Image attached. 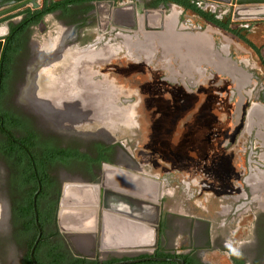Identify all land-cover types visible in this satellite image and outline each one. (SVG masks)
I'll return each instance as SVG.
<instances>
[{"label": "flooded vegetation", "instance_id": "obj_1", "mask_svg": "<svg viewBox=\"0 0 264 264\" xmlns=\"http://www.w3.org/2000/svg\"><path fill=\"white\" fill-rule=\"evenodd\" d=\"M47 1L50 3L56 0ZM98 1L103 0L64 2L60 8L47 13L37 24H32L35 17L31 13L34 14L35 9L42 7L45 0H41L38 7L28 6L31 12H20L21 9L9 17L0 19V22L8 26L2 37L4 46L0 57V109L9 114L7 118L10 122L7 124L6 116L0 113V242L3 239L9 241L7 244L12 249L10 252L16 244L24 247L20 257L21 264H29L28 256L33 264L34 261L38 264L47 263V252L52 248L69 257L98 258L101 262L113 258L119 261L130 257L157 256L169 259L141 262L178 264L172 259L181 258L184 264H221L208 258L210 252L218 249L214 244V238L218 237L223 241L220 243V247L224 248L221 252L226 254L231 264H264V191L259 185L254 187L252 184V179L258 176V172L264 174V167L254 168L249 175L248 190L254 194L251 200L247 201L241 194L242 196L235 197L231 207H223L224 215H230L232 211L234 216L229 222L225 218L224 224L219 227L222 230L214 235L209 222L201 216L177 213L178 206L180 209L188 207L186 203L180 205V202L174 199L176 189L167 190L172 187H169L165 180L161 181L162 175L154 172V168L139 157H144L142 154L146 149L143 147L136 154L131 147V142L136 143H132L133 145L159 144L166 147L165 154L170 158L174 157L180 161H195L197 158L203 160L210 155V146L220 147L221 138L228 129L225 128L226 124L233 127V130L238 129L237 132L245 129L249 110L254 105H261L264 109V78L258 74V70L264 69V56L261 49L243 31L255 32L260 27L255 24L247 26L245 22L232 20L234 23L231 26L233 29L242 30L241 33L245 37L243 39L211 22L207 26L202 22V18L199 20L201 15L185 10L177 3L155 5V0H144L146 9H170L169 12L164 11L170 16L169 19L172 13L177 11V27L181 33L210 34V31L216 33L220 30L233 35L259 56L260 65L254 60L252 62V59L236 56L229 41H217L212 34L210 35L214 39L217 58H203L193 62L188 56V45L175 50L154 38L150 39L154 37V31L141 34L135 30L108 27L102 17L100 23ZM114 1L119 5L129 0ZM49 15L56 18L59 26L55 34H48L38 44L33 41L34 29ZM226 16L228 15H215L219 20H224ZM154 19L158 22V19ZM78 24L82 25L75 30ZM62 29L63 35L65 34L64 42L48 53L44 40L53 39L55 42ZM166 31L162 35L168 40L174 31ZM112 35L116 36L115 41ZM177 40L175 39L173 44L181 45ZM10 45L12 49L8 51ZM74 52L88 53L91 59L95 58V62L87 64L80 60L70 66ZM115 61L120 64L126 62V70L130 66L142 67L141 72L138 70L140 76L144 74V68L148 67L149 81L146 83L140 80L138 83L143 86L142 92L127 88L126 85L120 84L117 77H113ZM82 65L91 67L95 73L89 77L83 76ZM54 66L58 69L55 74L51 71ZM55 85L60 86L62 90L57 91ZM16 89L17 102L11 104L9 99ZM194 92L205 97L197 106V110H193V99L198 97L192 94ZM216 103L218 106L215 107ZM132 108L133 119L130 116ZM141 108L145 121L138 122L136 117ZM213 109L221 112L223 116H210ZM148 114L149 118L146 117ZM224 114L229 115L230 119L225 118ZM15 118L24 120L25 126L15 123ZM262 122L257 123L264 128ZM136 127H139V131L142 130L143 137H128L130 134H137L134 132ZM178 130L180 132L177 133ZM263 139L261 140L264 143ZM4 146L12 151L11 158L3 153ZM193 150H199V153L192 155ZM262 151L257 155L256 151L251 149L249 157H253V161L257 163L260 155L264 154V150ZM223 155L225 154H217L214 150L210 156L220 162L221 159L224 160ZM114 168L131 172L137 176V181H147V190L143 191L135 184L124 185L125 190L104 186V183H118V180L107 179ZM126 181V177L122 179V183ZM156 181H160L161 194L159 199H152L157 193ZM82 184L93 186L89 193L92 195L91 199L97 203L100 224L99 230L90 234L91 242L88 247L77 244L76 234L62 231L59 226L64 191L72 185ZM97 185L98 188L95 189ZM201 188L203 191L204 188ZM127 189L137 194H131ZM233 190L236 194L239 193L237 189ZM26 191H34V195L38 192V223L42 229L39 242L43 240L36 251L38 242L34 258L31 250L28 254L29 240L20 235L15 214L16 204H23ZM184 191L183 195L188 204L194 197L191 184L189 190L185 186ZM202 191L198 195L201 196ZM170 196L172 199L168 200ZM242 197L244 201L236 203L240 202ZM254 202L258 209L253 219L255 234L245 241L237 242L235 236L242 227V221H245V214H248L246 209ZM234 203L236 204L233 206ZM56 204L60 233L48 237L54 229L49 221V213ZM241 209H244L243 220L239 219L237 229H233L236 233L230 236L231 230L227 231L226 228L230 227V222H234L236 216H241ZM250 209L251 207L248 210ZM106 213L147 226L152 232L151 243L132 249L139 250V253L132 255H117L113 252L115 250H107L110 256L103 258L101 248L98 247L102 246ZM40 217L44 225L40 223ZM2 259L0 255V264Z\"/></svg>", "mask_w": 264, "mask_h": 264}, {"label": "rangeland", "instance_id": "obj_2", "mask_svg": "<svg viewBox=\"0 0 264 264\" xmlns=\"http://www.w3.org/2000/svg\"><path fill=\"white\" fill-rule=\"evenodd\" d=\"M173 9L176 10L174 7ZM163 10L165 12L170 11V9L168 8L167 10L166 9H163ZM176 13L178 12L176 11ZM2 18L4 19V17ZM2 18L0 19L2 20ZM204 24L209 26L208 22ZM5 26H6V23L0 22V27H5ZM58 26H59V23L53 15L47 16L46 19L37 27V29L36 28L34 29L35 34L33 37V41L40 44L41 41L48 36V34L49 36L55 34L54 32L58 28ZM205 29L206 27L204 28V30ZM213 29L217 30L216 28H213ZM143 32L146 33V31H143ZM209 33L214 35L217 41L219 40H221V42L229 41L231 43V48L235 52L236 56L238 57L243 56L245 58H248L249 60L252 59L251 60L252 62L254 60V62H256L257 65H260L259 56H257L254 53V51H252L247 45H244V43L239 41V39L235 38L233 35L220 31V30H217L216 33L215 31L214 32L210 31ZM243 33L261 49V54L264 56V26L260 27L255 32L254 31L253 32L243 31ZM115 37L116 36L113 37V41L116 40ZM162 38H165V37L163 35L159 36L158 34L156 38L154 39L158 40L161 44H164L167 41V39L165 38V40H163ZM150 39H153V38L151 37ZM52 40L53 39L44 40L46 43L45 48H47L46 45H50L49 42H51ZM125 65H126V62L124 61L122 62V64L115 61L113 63V66H115V69L112 70L113 77L114 78L117 77L120 84L126 85L127 88L133 89L135 91H139V90L141 91L143 89V86L142 85L139 86L138 83L140 80H144L147 83V80L149 79L148 67L144 68V74H141L140 76L138 75L139 74L138 72L142 70V67L137 68L138 66H134V67L130 66L129 69L126 70ZM217 68H220V67H217ZM56 70L58 69L54 66L51 71H53V73L55 74ZM259 73L264 78L263 68L262 70H258V74ZM139 76L141 79L139 78ZM16 91L17 89L15 90L14 94L9 99L11 104H14L15 102H17L18 93ZM192 94L194 96H198L197 98L195 97L193 99V103H194L193 110H197V106H199L200 103H202L205 97H203V95L201 94H196V92ZM216 106H218L217 103L215 104V107ZM262 107L263 106L261 105H254L249 110L248 121H247L246 127L245 129H241L239 132H237L238 129L233 130V127L231 128L230 125L228 126V124H226L225 128L226 129L228 128V129L225 131V133L223 134L221 138L222 143L220 144V147L219 145H215L214 147H211V146L209 147L210 155H213L214 150L217 154H220V152L222 154H225L223 155L224 160L221 159L220 162L214 160L212 156L210 155L208 156V158H204L203 160H200L198 158L195 161L176 160L174 157L170 158L169 155H166L165 154L166 147L162 145L160 146L159 144L147 145V144L141 143L140 145H133L132 143H135V142H131L132 146L130 144L129 145L132 147L133 152L136 154H138L139 150H141L143 147L144 149H146L144 150L145 152H143L144 154H142L144 157H141V156L139 157L144 161V163L149 164L152 168H154L153 170L154 172H157L162 175L161 181L165 180L167 184L170 185L169 187H172V188H167V190H171L174 188L176 189V197L174 199L177 202H180V205H182L183 203H186L188 207L185 206L186 209L185 208L180 209L179 208L180 206H178L177 213L182 212L184 215L185 213H187V214L201 216L203 219H206L209 222V227L212 228V232L214 233V235L219 234L220 233L219 230L221 229V228L219 229V227H220V224H224V219L227 218L229 222L232 220V217L234 216L232 211L230 215H228L227 213L226 215H224L223 207H226V205H228L227 206L228 208L231 207L233 201H235V197L240 196L241 194L245 196L247 201L249 199L251 200V196L252 195L254 196V194L249 193V190H248L250 189L249 175L254 168L257 169V167L259 166L264 167V154L260 155L259 162L257 163L253 161V157H249V153L251 152V149L252 150L254 149L256 151L255 154L257 155L262 153L263 152L262 150H264V143L261 140L264 138V128L258 125L262 121H263L262 124H264V109ZM142 108L138 112V115L136 117V121L138 122L140 120L145 121ZM220 113L221 112L213 109L212 112H210V116L215 117V118L216 117L221 118L223 115L222 113L221 114ZM133 114L134 112L132 108V111L130 113L131 119H133ZM148 116L149 114L146 115L147 118H149ZM224 116L225 118L228 117L230 119L229 115L224 114ZM254 127L255 129L253 130ZM143 130L145 131V129ZM141 131H139V127L138 128L136 127L134 132L135 133L137 132V134L136 135L130 134L128 137L141 138L143 137V134ZM178 132H180V130H178L177 133ZM198 153H199V150L198 152L196 150H193L191 152L192 155L198 154ZM257 155L255 157H257ZM256 175H258L259 177L254 176V179H252L253 180L252 184H254V187H257L259 185L260 188H263V191H264V180H263L264 177H262V175L264 174H260L258 172V174ZM190 184H191V189H192L191 193L194 195V197L187 204L188 201L185 200L183 193L185 192L184 191L185 186L189 190ZM201 187L204 188L203 191ZM233 188L235 190L237 189L239 193L236 194ZM245 190L247 192H245ZM200 191L203 192L201 196L198 195ZM171 197L172 196H170L168 200L169 199L171 200L172 199ZM239 201L240 202L237 201L236 203H242L244 201L243 197L240 198ZM236 203H234L233 206ZM254 205H255V202L249 205L251 207L250 210H248L250 207L246 209L248 214H245L244 216L245 221H242L243 223L242 227L240 231L237 232V235L235 236L237 242L245 241L246 239L253 237V235L255 234L254 233L255 227L253 225L254 224L253 219L256 214L255 212H257L258 209ZM244 209H241L242 211V213L240 214L241 216H236L238 214L237 213L235 215L236 216L235 221L230 222V227L226 228L227 231H229V229L232 231V232L230 231V236H233V233H236V231H234L233 229L235 228L237 229L239 219L242 218L243 220L242 215H243ZM258 213H260V211ZM126 234L127 232L125 233V236L129 238V235H126ZM8 242L9 241H7L6 239L1 240L0 242V255L3 258L2 264H21L20 257H21V254H23L24 252V247L22 248L21 245L16 244L14 246L13 251L10 252V250L12 249L8 246L7 244ZM220 243H223L222 239L215 237L214 244L216 248L218 249L216 250L214 249L212 252H210L208 258L212 260L214 263L219 262L221 264H231V261L226 256V254L223 255V253L221 252L222 250H224V248L220 247L221 246ZM98 248L99 249L101 248L100 250L102 252L100 253L103 258L110 256L107 250H112V251L115 250L113 252L114 254H117V255H126V254L132 255V254L139 253V250H131V249H126V250L118 252L114 248L104 249L102 246ZM241 251H244V250H241ZM98 254H99V250H98ZM134 264H144V263H134Z\"/></svg>", "mask_w": 264, "mask_h": 264}, {"label": "water", "instance_id": "obj_3", "mask_svg": "<svg viewBox=\"0 0 264 264\" xmlns=\"http://www.w3.org/2000/svg\"><path fill=\"white\" fill-rule=\"evenodd\" d=\"M214 2H218L221 4L222 8L224 9L225 15H231V18L233 21H248V20H258V19H264V5H260L257 7H251L249 4L252 2H261V1H255V0H211ZM264 3V2H263ZM32 6V7H38L39 6V0H0V18L5 17L7 15H10L12 13H15L25 7ZM97 10L99 12L100 16V23L101 17L102 19L105 20L106 25L108 27H113V28H121L124 30H135L137 32H140L143 34V31H154L152 34H159V36H162V32L165 29V18L164 17V10L163 9H146L145 8V1L144 0H129L125 1L122 4L116 5L114 0H103V1H98L97 2ZM158 19L157 24L152 25V19ZM82 24H78L75 26V30H77ZM2 28V27H1ZM5 32L0 33V57L2 55L3 51V46H4V40L2 39L3 35L8 30V26L6 25L5 27ZM111 167V166H110ZM116 171H120L123 175H125L127 178H131L133 181H136L137 176L135 177L131 172L123 171L122 169L114 168ZM128 178V179H129ZM130 179L124 183L125 185L130 184ZM156 184L159 185L160 187V181H156ZM82 186L88 187V191L90 192V188L93 187L89 184H82V185H77L75 187L76 190L74 193L83 192L81 189ZM104 186L111 187V188H116L119 190H125L124 185L121 186L117 184H109L107 185L104 183ZM98 188V185L95 187V189ZM41 186L39 187L38 192L40 191ZM129 193L131 194H137L134 193V191H131L130 189H127ZM38 192L34 195V210H35V215H36V223L38 224V235L35 240V243L33 247L31 248V255L34 258V251L35 248L41 238L42 235V229L41 226L38 223V212H37V194ZM87 196V193H85ZM66 196V190L63 193L62 196V201H61V206H63L64 198ZM89 204L88 202L84 203ZM81 205V204H80ZM81 207H83L81 205ZM88 210V209H86ZM62 207L59 212V226L62 231L65 232H71L76 234L75 241L79 242L80 237H89L90 234H93V232L99 230L100 224H99V216H98V210L97 208L94 210L93 216H94V221H93V228L90 231H85L84 229H69L66 228L63 223H62ZM78 212L84 211V208L76 210ZM91 237H89L90 239ZM91 242V239H90ZM89 243V242H88ZM103 247V246H102ZM113 249V248H112ZM116 249V248H114ZM169 258H164V257H157V256H152V257H130L128 259L124 260H119L117 262H113L110 264H132V263H138L141 261H146V260H168ZM172 260L176 261L178 264H184V261L181 258H173ZM35 264H38L36 261H34Z\"/></svg>", "mask_w": 264, "mask_h": 264}, {"label": "bare ground", "instance_id": "obj_4", "mask_svg": "<svg viewBox=\"0 0 264 264\" xmlns=\"http://www.w3.org/2000/svg\"><path fill=\"white\" fill-rule=\"evenodd\" d=\"M152 22L153 24L154 22L157 23L155 19H152ZM2 32H5V28L0 27V33ZM63 33H64V30L62 29L59 32V35L57 36V38L55 39V42L52 40L51 42H49L50 45H46L47 46L46 51L48 53L49 52L51 53L52 51L56 50L61 45V43L64 42L63 36L65 34L63 35ZM80 60H82V63H87V64H91L95 62V58L91 59L90 54L88 55V53L81 54L80 52H74V55L72 56V60L70 61L69 65L74 66L75 62L78 63ZM82 70L84 71L83 76H86V77H89V75H91L92 73H95V71H93L91 67H88L85 65H82ZM55 88L57 89V91L62 90L60 86L59 87L56 86ZM111 172H112L110 173L111 176L109 174L110 177L107 176V179H110L111 181L118 180L117 184L119 185L121 184V186L122 184L125 185L124 183H122V179L126 177L125 175L120 173V171H116V170H112ZM128 178L126 177L127 180L130 179L131 181L130 184L132 185L135 184V186L137 187L139 185L140 189H143V191L147 190L148 186L145 184L147 181L146 182L141 181V180L137 181L138 179L136 181H133L132 177L129 179ZM139 182L141 183L139 184ZM75 188L77 187L72 185L66 190V196L64 198L62 211H61L62 223L66 228H69V229L79 228V229H84L85 231H90L93 228V224H94L93 223L94 221L93 213H94V210L97 208V203L95 202V200L91 199L92 195L91 193H89L88 187L82 186L81 189L83 190V192L79 191L78 193H74V191L76 190ZM85 193H87V196L85 195ZM160 194H161V188L159 187V185H157L156 196L154 198L152 197H149V198L159 199ZM143 195L146 196L144 193ZM86 202H88L89 204L83 205ZM80 204L83 207H81ZM81 208H84V211L82 212L76 211ZM126 232H127L126 235H129V238L125 236ZM151 233H152L151 230L145 225L135 223V222L129 221L128 219L106 213L105 221H104V228H103L102 246L104 249L116 248L118 252L126 250V249L132 250L136 248H141L151 243L150 241L152 237ZM89 237H80L79 242L83 247L85 245H87V247L89 246L90 239H91V238L89 239Z\"/></svg>", "mask_w": 264, "mask_h": 264}, {"label": "trees", "instance_id": "obj_5", "mask_svg": "<svg viewBox=\"0 0 264 264\" xmlns=\"http://www.w3.org/2000/svg\"><path fill=\"white\" fill-rule=\"evenodd\" d=\"M64 2H71V0H56V1H52L50 3L47 0H45L44 5L42 7L35 9L34 14L31 13V15H33L35 17V19H34L35 21L32 22V24H37L38 22L43 20L44 16L47 13L53 12L54 10L60 8L62 6V3H64ZM169 2L177 3V4L181 5L182 7H184L185 10H191L192 12H195V13L201 15L203 18H205L206 20L210 21L211 23L217 25L218 27L229 30L232 33H234V34L240 36L241 38L245 39L244 35H242V33H241L242 30L233 29V27L231 26L234 22L232 21V18L230 15L226 16L224 18V20H219L215 17L214 14H212L210 12H206L203 9H201L200 7H198V5L196 3H194L192 0H155L154 4L158 5L160 3H169ZM22 11L31 12V8H29V7L24 8L20 12H22ZM10 15H7L6 17H9ZM6 17H4V18H6ZM23 24H26V23H23ZM12 41H9V42L11 43ZM11 49H12V45H10V47L8 48V51ZM1 103L2 102H1V98H0V104ZM3 112H4V110L0 109V113H2L3 115L6 116L5 122L7 124H10V122H8V118H7V116L9 114L7 115ZM12 117H14V116H12ZM15 123H18V125L25 126L24 120H22L20 118H15ZM3 150H4L3 153L8 158H11L13 156L12 151L7 146H4ZM24 180H25V182L27 181L25 178H24ZM25 182H22V183L25 184ZM35 189H36V186L34 188V191H35ZM34 191H31V192L26 191L24 196H23L24 197L23 204H20V205L16 204L17 206L15 209L19 233H20V235H22V237L24 236V238H26L27 241L29 240L28 244H27L28 245L27 246L28 254L30 253L31 248L34 245L35 240H36L37 235H38V232H39L38 226L35 222V211H34V207H33ZM49 221L53 225L54 229L50 232L48 237L50 235H58L60 233V231H59V227L57 224V204L50 210ZM40 223L42 225H44L42 217H40ZM42 240L43 239H41V241L39 242L36 251L38 250L39 246L42 244ZM47 257H48V262L47 263L41 262V264H109L112 261L113 262L118 261L117 258H113L111 260L101 262L98 258L89 259L86 257H83V258L82 257H69V256H66V254L60 253L56 250H53V248L48 250ZM28 260H29V264H33L32 260L30 259L29 256H28ZM140 263H144V264H169L168 262H157V261H147V262H140ZM132 264H134V263H132Z\"/></svg>", "mask_w": 264, "mask_h": 264}, {"label": "crops", "instance_id": "obj_6", "mask_svg": "<svg viewBox=\"0 0 264 264\" xmlns=\"http://www.w3.org/2000/svg\"><path fill=\"white\" fill-rule=\"evenodd\" d=\"M41 0H39L40 2ZM255 1H261V2H252L249 4L251 7H257L260 5H264V0H255ZM154 9V8H150ZM159 10V8H157ZM189 11V10H188ZM191 11V10H190ZM210 12V11H208ZM176 11L172 13L171 19H168V14L164 12V17L165 18V29L163 32H167L166 30L169 29L171 31H174L173 36H169L170 39H168L164 44L168 46H173L172 49L178 50V49H183L182 47L188 45L189 47V53L188 56L192 59L193 62H197L202 60L203 58L207 59H216V53H215V48H214V39L213 36L208 34L207 32H200V33H193V32H187V33H181L178 29V15H175ZM193 13V12H192ZM196 14V13H194ZM199 17V15H197ZM167 18V19H166ZM202 18V19H200ZM199 20H202V22H208L210 21L206 20L202 16L199 17ZM245 22V24L251 25L255 24L259 27L264 26V19H258V20H248V21H242ZM242 25V24H241ZM157 34H154V37L156 38ZM165 37V36H164ZM167 39V37H165ZM178 39V44L181 45H175L173 44L175 39ZM204 44V45H203Z\"/></svg>", "mask_w": 264, "mask_h": 264}, {"label": "built area", "instance_id": "obj_7", "mask_svg": "<svg viewBox=\"0 0 264 264\" xmlns=\"http://www.w3.org/2000/svg\"><path fill=\"white\" fill-rule=\"evenodd\" d=\"M203 10L210 11L217 17H223L225 15L224 9L221 4L211 0H192ZM248 26V24H246Z\"/></svg>", "mask_w": 264, "mask_h": 264}]
</instances>
